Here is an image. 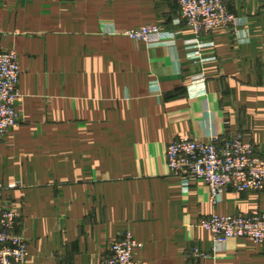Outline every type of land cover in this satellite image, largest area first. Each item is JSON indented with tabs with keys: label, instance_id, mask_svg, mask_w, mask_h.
<instances>
[{
	"label": "crops",
	"instance_id": "0c3cea01",
	"mask_svg": "<svg viewBox=\"0 0 264 264\" xmlns=\"http://www.w3.org/2000/svg\"><path fill=\"white\" fill-rule=\"evenodd\" d=\"M225 1L234 27L189 48L196 34L177 0H0V47L21 70L20 120L0 139V182L20 183L0 204L19 208L15 231L28 241L12 264H100L127 230L147 264H264V244L233 238L214 251L199 225L264 213V189L228 188L215 205L166 158L181 137L222 145L236 132L264 156V0ZM147 24L176 46L124 35Z\"/></svg>",
	"mask_w": 264,
	"mask_h": 264
},
{
	"label": "built area",
	"instance_id": "2783aa9c",
	"mask_svg": "<svg viewBox=\"0 0 264 264\" xmlns=\"http://www.w3.org/2000/svg\"><path fill=\"white\" fill-rule=\"evenodd\" d=\"M177 2L182 19L196 34L192 41L194 43H187L189 48L213 45L203 43L202 35L221 27L232 28L236 24L237 17L225 0ZM124 35L144 42L148 47L176 46L175 40L164 38L162 27L157 24L129 29ZM190 58L204 60L196 52L190 53ZM20 75L17 52L4 51L0 47V139L20 120V114L16 110V102L20 96ZM204 82V75L195 77L191 89L200 91L199 88L202 83L204 87ZM166 158L172 176L186 182H205L209 187L210 201L215 205L223 200L224 192L228 188L240 193L264 189V156L257 152L254 143L245 142L241 132L230 135L222 145L218 144L217 135L206 142L197 138L181 137L169 144ZM19 186V182L9 185L0 182V192ZM18 218L17 206L0 204V264L22 263L28 256V241L15 231ZM199 225L211 233L214 251L233 238H249L255 243L264 244V213H213L202 219ZM140 246L131 231H124L111 244L100 264H147L135 258V250ZM193 251L199 257L208 256V253L197 247Z\"/></svg>",
	"mask_w": 264,
	"mask_h": 264
}]
</instances>
